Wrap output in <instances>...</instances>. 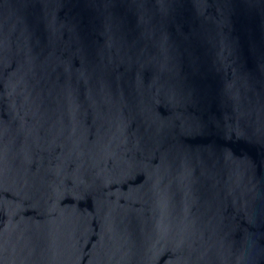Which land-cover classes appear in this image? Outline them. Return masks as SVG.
Here are the masks:
<instances>
[{
  "label": "water",
  "instance_id": "95a60500",
  "mask_svg": "<svg viewBox=\"0 0 264 264\" xmlns=\"http://www.w3.org/2000/svg\"><path fill=\"white\" fill-rule=\"evenodd\" d=\"M0 264H264V0H0Z\"/></svg>",
  "mask_w": 264,
  "mask_h": 264
}]
</instances>
